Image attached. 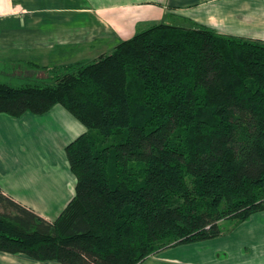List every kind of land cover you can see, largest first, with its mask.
Masks as SVG:
<instances>
[{
	"label": "trees",
	"instance_id": "1",
	"mask_svg": "<svg viewBox=\"0 0 264 264\" xmlns=\"http://www.w3.org/2000/svg\"><path fill=\"white\" fill-rule=\"evenodd\" d=\"M0 76V114L60 106L85 128L65 148L74 196L53 223L0 189V253L142 264L264 212V41L158 24L93 61Z\"/></svg>",
	"mask_w": 264,
	"mask_h": 264
},
{
	"label": "crops",
	"instance_id": "2",
	"mask_svg": "<svg viewBox=\"0 0 264 264\" xmlns=\"http://www.w3.org/2000/svg\"><path fill=\"white\" fill-rule=\"evenodd\" d=\"M135 22L205 26L219 35L264 41V0H0V68L48 67L51 57L69 52L76 59L57 66L88 61L91 51L105 54L108 43L128 35ZM24 53H33L32 59H22ZM84 132L60 106L17 119L0 114L2 194L53 223L74 196L65 148ZM261 215L215 239L166 249L142 264H264ZM0 264L59 263L0 253Z\"/></svg>",
	"mask_w": 264,
	"mask_h": 264
},
{
	"label": "rangeland",
	"instance_id": "3",
	"mask_svg": "<svg viewBox=\"0 0 264 264\" xmlns=\"http://www.w3.org/2000/svg\"><path fill=\"white\" fill-rule=\"evenodd\" d=\"M127 27H128V25H127ZM149 27H151V26H148L147 23L146 24H141V23L138 24V23L135 22L134 26H131V27H130V24H129V29L132 32L130 31L128 33V35L119 34V36L115 40H113L112 42L108 43V46H107L108 48H106L105 52L106 53H110L114 49V47L116 45H118L120 42H123V41L131 39L136 34L149 29ZM101 53H103V52H99V50H95V52L91 51L90 55H92V56H88V58H86V59L88 61H93V60L97 59L98 56ZM32 55H33V53H26V54L24 53V57L22 59H32L31 58ZM33 59H35V58H33ZM74 59H76L75 56H74V53L72 54L70 52H69V55L67 57H63L61 59L54 60V57H51L50 61L48 62L49 63L48 67L57 66V63H62V62L65 63V62H69V61L73 62ZM81 59H84V58H81ZM28 73H31L30 75L27 74L28 76H34V75L36 77H41L42 76V72H40L38 70H35V69L29 70ZM0 81H3V78L1 76H0ZM261 217L264 218V215H261ZM219 226H220V229L224 231V230L230 229L232 227V223L229 222V221H225V222L220 223ZM148 264H152V262L148 263Z\"/></svg>",
	"mask_w": 264,
	"mask_h": 264
}]
</instances>
